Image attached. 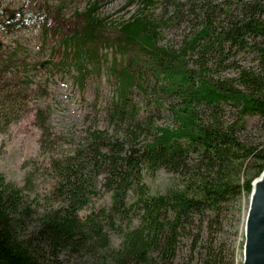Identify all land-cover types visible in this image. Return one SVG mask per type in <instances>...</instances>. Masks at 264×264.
Wrapping results in <instances>:
<instances>
[{
    "label": "trees",
    "instance_id": "obj_1",
    "mask_svg": "<svg viewBox=\"0 0 264 264\" xmlns=\"http://www.w3.org/2000/svg\"><path fill=\"white\" fill-rule=\"evenodd\" d=\"M101 1L71 17H26L75 46L79 80L106 68L115 83L106 127L67 149L50 104L37 102L44 86L0 48V133L27 117L39 131L21 182L0 171V264H56L60 251L82 264H235L227 213L264 167V145L246 131L247 116L264 119V0L199 1L178 46L160 43L159 17L144 11L153 0L115 24ZM160 169L175 175L152 191L146 178Z\"/></svg>",
    "mask_w": 264,
    "mask_h": 264
},
{
    "label": "rangeland",
    "instance_id": "obj_2",
    "mask_svg": "<svg viewBox=\"0 0 264 264\" xmlns=\"http://www.w3.org/2000/svg\"><path fill=\"white\" fill-rule=\"evenodd\" d=\"M127 1L102 0L97 11L101 14L110 13L109 21L115 24L138 7L144 6L143 0H132L126 5ZM199 1L201 0H153L145 5L144 11L147 14L159 17L160 43L178 46L184 40H189ZM208 1L217 3L223 0ZM93 2L94 0H0V48L5 51L4 55L12 53L20 59L16 69L21 76L44 86L37 102L42 105L50 104L51 126L64 137L60 139V149H67L72 143L79 141L89 127H106L104 109L114 94L115 83L106 68L100 71L92 69L79 80L75 68V46L72 43L66 46L57 35L36 24L30 16L28 20L26 17L30 14L35 18L56 11L61 12L64 17H71L75 11L82 12ZM10 11H13L12 16H9ZM15 12L18 14L15 15ZM236 57H242L243 63H249L252 59L250 55ZM86 64L87 67H92L88 60ZM216 73L230 76L235 71L222 66ZM136 99L140 100V96L137 95ZM226 108L231 110L225 116H233L232 107L227 105ZM157 119L163 123L169 116L161 109ZM246 131L254 141L264 145V119L247 116ZM38 133L29 117L14 122L8 132L0 133V171L16 184L21 182L25 171L21 167L22 161L37 154ZM174 175L160 169L155 176L147 177L146 181L152 191H158L171 182ZM93 201L98 202L97 199ZM247 203L248 195L243 196L241 202L229 210L225 220L224 236L233 243L235 264H242ZM29 228L30 226L26 230ZM108 234L111 243L117 245L120 241L117 232L108 230ZM57 257L56 264H82L75 252L60 251Z\"/></svg>",
    "mask_w": 264,
    "mask_h": 264
},
{
    "label": "water",
    "instance_id": "obj_3",
    "mask_svg": "<svg viewBox=\"0 0 264 264\" xmlns=\"http://www.w3.org/2000/svg\"><path fill=\"white\" fill-rule=\"evenodd\" d=\"M243 229L242 264H264V167L251 182Z\"/></svg>",
    "mask_w": 264,
    "mask_h": 264
},
{
    "label": "bare ground",
    "instance_id": "obj_4",
    "mask_svg": "<svg viewBox=\"0 0 264 264\" xmlns=\"http://www.w3.org/2000/svg\"><path fill=\"white\" fill-rule=\"evenodd\" d=\"M108 248V247H107Z\"/></svg>",
    "mask_w": 264,
    "mask_h": 264
}]
</instances>
